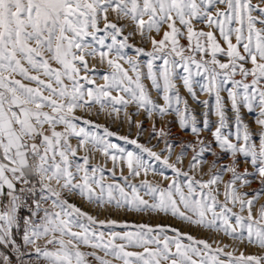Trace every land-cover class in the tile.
<instances>
[{
    "label": "snow or ice",
    "instance_id": "snow-or-ice-1",
    "mask_svg": "<svg viewBox=\"0 0 264 264\" xmlns=\"http://www.w3.org/2000/svg\"><path fill=\"white\" fill-rule=\"evenodd\" d=\"M134 36L151 49L131 44ZM97 64L108 71L101 75ZM177 80L203 106L202 121ZM196 87L209 99L199 100ZM242 109L254 114L258 133ZM141 111L153 121L150 136L164 142L160 151L117 136L138 151L127 150L111 142L116 134L109 128L78 114L131 127ZM229 111L235 132L225 131ZM210 114L217 117L214 130ZM165 116H175L193 137L174 159L170 133L155 124ZM135 128L139 136L142 121ZM96 153L112 161L111 177L91 162ZM225 153L230 163L218 164ZM241 158L251 171L239 169ZM150 173L166 186L148 179ZM253 181L259 187L247 191ZM69 195L97 211L171 216L220 239L99 219ZM262 197L264 0H0V264H264V203L254 212ZM21 220L22 244L14 232ZM241 245L261 254H245Z\"/></svg>",
    "mask_w": 264,
    "mask_h": 264
},
{
    "label": "rangeland",
    "instance_id": "rangeland-1",
    "mask_svg": "<svg viewBox=\"0 0 264 264\" xmlns=\"http://www.w3.org/2000/svg\"><path fill=\"white\" fill-rule=\"evenodd\" d=\"M129 42L136 47H144L145 50L151 49L150 43L147 41H141L139 36L132 37ZM181 43H186V41L182 40ZM126 51L129 56L134 55V51L132 49H127ZM146 59L147 57H141V60H146ZM156 63L159 64L161 62L157 61ZM96 68H97L98 73H100L101 75L103 74V72L108 71L106 66H101L99 64L96 65ZM143 70L146 72V68ZM97 83H103V81L98 78ZM144 83L146 84V86H148L149 92L153 100H155L157 103L162 104L163 101L162 99H160V96L157 94L155 90L151 88L150 81L145 80ZM176 83H177V87L180 91L181 96H183L185 99H188L190 108L193 110L194 114L197 116V119L199 121H202L203 119L202 113L204 112L203 106L202 105L198 106L191 100V98L188 96L187 92L183 88L182 82L180 80H177ZM194 90L197 92L199 100L203 101L205 99H209V97L206 94H201L199 92L198 87H196ZM221 95L226 97V93H221ZM129 112H135V108L133 106H130ZM78 114L85 115L87 116V118L94 120L96 123L103 124L105 127L109 128L110 131L116 134L109 138L111 142L116 143L119 146L124 147L127 150L138 151L137 149H135V146L131 144H126L123 140L117 139V136H128L129 139H138V142L140 144L145 145L146 147L152 148L154 151H160V149L164 147L163 140L158 141L157 139L152 138L150 136L151 125L153 121L150 120L148 117H146V115L142 111L139 115L133 116L134 123L132 124L131 127H129V125L123 119H120V120L108 119L107 117L103 115H101L100 117H97L94 113L90 116H88L87 113H78ZM242 115H243L244 121L250 125L252 132L258 133V129L256 125L254 124V120H253L254 114H249L247 113L246 110L242 109ZM228 116L230 118L229 127L225 129V131L235 132V126L231 120L232 113L230 111L228 112ZM209 120L211 122L212 129L214 130L217 124V117L215 115L210 114ZM135 121H142L143 123L144 131L139 136H137V131L135 128ZM155 124H156L157 129L165 128V130L170 133L168 137L169 142L177 146L173 150V159L175 158V155L179 152V145L182 143H187L188 141L193 139L190 132L186 133L179 129L175 116H165L163 118H155ZM201 135L205 138L206 141H209L212 139L210 132H202ZM73 143H75V141H73ZM212 147L214 150L219 152V149L216 148L215 143L212 144ZM190 156H191V150L189 149L184 157L185 165H187L188 160L190 159ZM204 159L211 162L213 160V157L211 156V154L206 153ZM230 160H231V157L225 153V154H222L220 160L218 161V164H228L230 163ZM91 162L105 167L106 169L104 173L105 177H111L112 173L107 171V169H111L113 167L112 161L110 159L105 161V158L102 155H100L99 153H96L94 155V159ZM154 166L157 167L160 171L164 173V175L168 176L169 178H171L174 175L170 169L163 168L159 164H155ZM245 167H248L249 171H251L250 166L245 165L243 158H241L239 169L243 171ZM123 171H124V174L127 175L126 166L124 167ZM120 173H121V169H120L119 164H117V166L115 167V175H116L117 181H120ZM207 173H208V164H205L204 169H203L204 179L208 178ZM228 178H229V174L224 173V180H227ZM148 179L152 180L153 182H159L162 185L166 186V182L163 180V177L153 176L150 173ZM105 182L108 183V182H111V180H106ZM134 182H138V180ZM258 187H259L258 181H253V183L251 184V188L246 189V190L251 191L252 189H256ZM221 189H222V185H221ZM222 198L223 197L221 196V199ZM68 199L71 203H74L76 206L80 207L84 211L98 216L99 219L110 218V219H115L117 221L128 222V223H147L151 225H155V224L171 225L172 227L179 229L181 232H188L192 234L193 236H196L197 238L209 239L210 242L212 239H220L219 237L216 236L215 233H208L204 230L190 227L180 222L179 220H176L172 218L171 216H165L164 214L128 213L123 210L117 211L114 209L111 210L110 212L103 211V210L97 211L94 208V206L88 205L85 201H82L81 198L78 196L69 195ZM260 203H264V197H262L261 200L256 203L254 212L256 209L259 208ZM222 243L232 245L233 241L227 238H223ZM213 246L215 247V245ZM228 250H231V248H229ZM240 251H244L245 254H261L260 249L255 248V247H250V246H244V245L240 246ZM237 254L239 253L237 252Z\"/></svg>",
    "mask_w": 264,
    "mask_h": 264
},
{
    "label": "built area",
    "instance_id": "built-area-1",
    "mask_svg": "<svg viewBox=\"0 0 264 264\" xmlns=\"http://www.w3.org/2000/svg\"><path fill=\"white\" fill-rule=\"evenodd\" d=\"M24 215H27V211L26 210H22L21 213H20L21 217L24 216ZM20 225L21 226H20L19 231L14 230V232H15V238H16L17 242L22 244L23 243V241H22L23 221L22 220L20 222Z\"/></svg>",
    "mask_w": 264,
    "mask_h": 264
}]
</instances>
